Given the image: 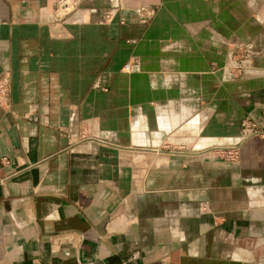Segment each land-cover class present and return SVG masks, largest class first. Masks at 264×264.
Returning a JSON list of instances; mask_svg holds the SVG:
<instances>
[{"label":"crops","instance_id":"0c3cea01","mask_svg":"<svg viewBox=\"0 0 264 264\" xmlns=\"http://www.w3.org/2000/svg\"><path fill=\"white\" fill-rule=\"evenodd\" d=\"M0 79V264H264V0H0Z\"/></svg>","mask_w":264,"mask_h":264},{"label":"built area","instance_id":"2783aa9c","mask_svg":"<svg viewBox=\"0 0 264 264\" xmlns=\"http://www.w3.org/2000/svg\"><path fill=\"white\" fill-rule=\"evenodd\" d=\"M112 9H105L102 12V18L109 19L112 16ZM7 95H8V85L5 80L0 79V106L6 104L7 100ZM261 118L263 119L264 122V108L261 110ZM240 128L242 130L243 136H248V135H253V134H263L264 129L259 128L257 126V123L255 120L248 116H243L240 120ZM227 155H231V152L227 151Z\"/></svg>","mask_w":264,"mask_h":264}]
</instances>
